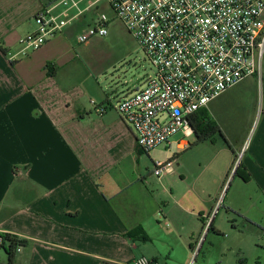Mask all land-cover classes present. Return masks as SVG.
<instances>
[{
	"label": "crops",
	"instance_id": "0c3cea01",
	"mask_svg": "<svg viewBox=\"0 0 264 264\" xmlns=\"http://www.w3.org/2000/svg\"><path fill=\"white\" fill-rule=\"evenodd\" d=\"M100 1L0 0V233L28 242L15 264H128L142 257L155 264H226V248L241 256V238L260 237L257 229L264 236V75L261 111L241 136L226 111L247 92L257 102L260 83L253 77L208 106L222 134L199 145L193 134L194 142L178 144L185 154L172 170L157 177L116 111L115 102L140 89L141 80L130 84L118 76L90 106L79 99V86L60 81L75 60L72 37L95 23L88 14ZM47 9L75 17L74 25L24 56L20 42L36 32L35 17ZM191 151L196 160L185 166ZM240 157L250 182L232 173ZM241 183L258 195H244ZM137 227L149 242L127 236ZM213 250L220 253L215 261L207 256Z\"/></svg>",
	"mask_w": 264,
	"mask_h": 264
},
{
	"label": "built area",
	"instance_id": "2783aa9c",
	"mask_svg": "<svg viewBox=\"0 0 264 264\" xmlns=\"http://www.w3.org/2000/svg\"><path fill=\"white\" fill-rule=\"evenodd\" d=\"M105 1L154 68L152 77L140 81L143 87L116 103L142 152L170 145L180 133L184 139L179 144L187 146L185 138L194 134L191 118L196 112L248 78L262 82L264 0ZM35 22L36 32L20 42L23 55L73 26L75 17L63 18L47 9L36 15ZM109 22L103 14L79 34V43L108 36ZM172 165L157 162L154 175L165 176ZM4 235L0 233V248ZM128 264L151 261L142 257Z\"/></svg>",
	"mask_w": 264,
	"mask_h": 264
},
{
	"label": "rangeland",
	"instance_id": "374dc122",
	"mask_svg": "<svg viewBox=\"0 0 264 264\" xmlns=\"http://www.w3.org/2000/svg\"><path fill=\"white\" fill-rule=\"evenodd\" d=\"M103 14H105L108 19L114 17V13L105 0H101L97 7L92 10V13L90 12L88 14L89 21L91 22L92 17H95V22H97L99 17ZM108 31L109 34L105 38L96 37L86 44H80L78 36H73L71 44L74 55H76L74 57V63L60 74V81H67L69 84L81 88L83 92L79 94V99L82 100L84 104H87V106L96 104L97 102L99 103V99L102 98V95L104 96L103 91L108 92V86L112 85V80L117 81L118 76H120L122 80L123 76L126 75V80L132 84L140 80L144 82L154 74V68L146 59L142 48L137 41L131 37L122 23L119 21L110 22ZM32 52L35 51H29L26 56ZM262 82H259L260 86H258L257 102L255 101L254 93L247 92L243 100H238V104L233 105L230 110L226 111L227 115L232 116L228 123L237 136H241V134L247 129L250 119L254 115L257 114V118L259 116L261 111L260 87H262ZM115 101L116 100H114V102ZM256 103L258 105L257 112ZM224 125H226V123H224ZM182 139H184V136L180 133L172 138V147L169 148V146L163 145L153 150L150 154L143 152L144 160L148 162L152 170H154L157 162L165 164L172 162L175 164L176 162H174V159H176V156L179 158L185 154V151L178 149V144ZM194 141L195 137L190 136L185 138V142L191 143ZM181 160V158L178 159L180 162ZM195 160V151H191V153L184 156L182 162H184L186 166L188 163H193ZM237 182L238 181H236L233 189L236 188V185L238 184ZM229 183H231V180H229ZM240 186L244 195L249 196L253 193L258 195L257 192H254V186L245 184ZM225 196L226 193L223 194L217 207V210L222 209L221 216H223L226 211L225 207L228 199L225 200ZM261 209V205H257L256 210L261 211ZM170 231L171 236L169 240L174 241L175 239L172 235L174 229L171 228ZM257 231L259 232L260 237L256 235L253 237L250 235L240 239V249L243 251L241 256L238 251L239 249H225L226 264H264V238L261 230L257 229ZM202 236L204 237L205 234ZM235 241L236 240H234V243ZM175 245L178 249L182 247L180 240H177ZM224 246L229 247L228 244H224ZM209 249L208 241L200 254V261L203 260L205 253ZM207 256L215 261L220 256V253L218 250H213L212 254H207ZM191 259H195L192 254ZM0 261L2 263H8L9 261V256L3 249L0 250Z\"/></svg>",
	"mask_w": 264,
	"mask_h": 264
},
{
	"label": "trees",
	"instance_id": "16d2710c",
	"mask_svg": "<svg viewBox=\"0 0 264 264\" xmlns=\"http://www.w3.org/2000/svg\"><path fill=\"white\" fill-rule=\"evenodd\" d=\"M3 53H5V50H3ZM47 69L50 77L55 75V71H53L55 69H51L50 64L47 65ZM191 126L194 134L197 135L198 145L209 142L214 136L222 134L220 127L217 125L216 122L211 119L207 108L199 110L192 116ZM235 176L242 179L244 182H250L251 180L250 175L248 174L247 170L245 169L242 163H240L237 167ZM127 236L131 240L135 241H150V238L142 227H137L136 229L129 232ZM3 238V246L0 248V250L3 249L6 251L9 256V261L8 263H2L0 261V264H15L14 260L16 254L18 253V250H22V248L26 247L28 245V242L10 234H5ZM151 264L155 263L151 261Z\"/></svg>",
	"mask_w": 264,
	"mask_h": 264
}]
</instances>
